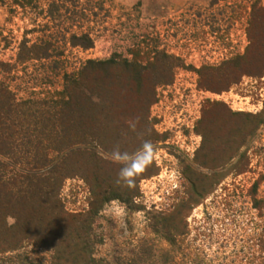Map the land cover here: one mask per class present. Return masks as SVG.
I'll list each match as a JSON object with an SVG mask.
<instances>
[{
	"label": "rangeland",
	"instance_id": "1",
	"mask_svg": "<svg viewBox=\"0 0 264 264\" xmlns=\"http://www.w3.org/2000/svg\"><path fill=\"white\" fill-rule=\"evenodd\" d=\"M254 3L264 8V0H32L25 7L0 0V81L17 98L54 95L88 59L135 63L146 83L140 90L133 84L132 97L153 88L156 172L139 181L133 202L114 199L99 210L95 258L157 262L170 248L154 225L165 218L184 231L171 249L175 264H264L255 246L264 211L248 194L264 177V68L226 86L225 75L233 74L221 66L245 54ZM81 33L91 36V48L70 44V35ZM40 39L62 55L17 59L22 43ZM22 165L10 163L3 174ZM257 196L264 199V178ZM59 199L66 210L84 212L89 187L78 176L66 178ZM4 223L14 218L0 212ZM0 264H51V250L32 241L15 250L0 246Z\"/></svg>",
	"mask_w": 264,
	"mask_h": 264
},
{
	"label": "trees",
	"instance_id": "2",
	"mask_svg": "<svg viewBox=\"0 0 264 264\" xmlns=\"http://www.w3.org/2000/svg\"><path fill=\"white\" fill-rule=\"evenodd\" d=\"M31 2L19 0V6L25 7ZM247 36L249 45L239 57L241 60L221 65L227 70L230 68L233 74L231 78L225 75L226 86L241 75L260 74L264 68V8L255 3ZM69 41L82 49L93 46L88 33L71 34ZM62 52L40 39L29 46L22 43L17 59L60 57ZM251 59L256 64L252 65ZM137 70L135 63H117L112 58L88 59L79 69L65 75L66 84L61 91L43 98L19 99L0 81V212L14 218L13 224L0 226V246L4 250H15L23 241H32L51 250V264H109L94 256L96 245L101 243V237L94 230L99 210L114 199L133 202L139 193V181L156 172L153 161L129 189L123 182L117 184L121 165L109 158L117 147L121 152L134 154L145 141L156 140L148 119V108L154 100L153 88L137 97L127 93L133 84L140 90L139 84L146 83L139 72H134ZM205 70L215 69L206 67ZM167 82L169 79L155 84ZM130 122L135 123V129L129 126ZM20 161L26 165L17 171L11 170L8 176L3 174L10 163L21 165ZM75 176L89 187L90 201L84 212L66 210L59 199L64 180ZM263 178L254 181L248 190L251 205L260 215L264 211V199L257 196V189ZM154 225L164 231L170 248L157 262L149 264H175L171 249L176 245V236L184 231L179 232L175 223L165 218L155 220ZM255 246L264 260V232ZM132 261L114 260L115 264L142 262L140 258ZM192 264H200V260L193 259Z\"/></svg>",
	"mask_w": 264,
	"mask_h": 264
},
{
	"label": "clouds",
	"instance_id": "3",
	"mask_svg": "<svg viewBox=\"0 0 264 264\" xmlns=\"http://www.w3.org/2000/svg\"><path fill=\"white\" fill-rule=\"evenodd\" d=\"M129 126L132 129L136 127L135 123L131 122ZM155 155V146L150 141H145L134 154L121 152L118 147L114 149L109 158L112 162L121 165L117 184L123 182L129 189L133 188L138 176L152 165Z\"/></svg>",
	"mask_w": 264,
	"mask_h": 264
}]
</instances>
